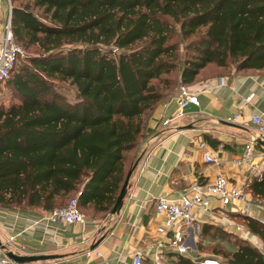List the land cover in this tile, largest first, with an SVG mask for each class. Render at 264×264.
Listing matches in <instances>:
<instances>
[{
  "label": "trees",
  "instance_id": "obj_1",
  "mask_svg": "<svg viewBox=\"0 0 264 264\" xmlns=\"http://www.w3.org/2000/svg\"><path fill=\"white\" fill-rule=\"evenodd\" d=\"M10 5L15 41L34 51L6 80L16 99L0 105V207L49 210L76 196L82 212H109L144 136L146 114L177 83L232 67L264 71V0ZM56 81L73 85L78 101L63 105L47 97ZM248 189L264 199V173ZM236 214L264 243V222ZM216 229L234 238L229 250L211 246L225 257L222 264H264L260 249L220 227L202 224L199 235ZM201 247L193 257L176 254L175 264L213 256Z\"/></svg>",
  "mask_w": 264,
  "mask_h": 264
},
{
  "label": "crops",
  "instance_id": "obj_2",
  "mask_svg": "<svg viewBox=\"0 0 264 264\" xmlns=\"http://www.w3.org/2000/svg\"><path fill=\"white\" fill-rule=\"evenodd\" d=\"M6 13L7 2L5 9L0 4V19ZM187 87L197 94L198 105H188L182 114H177L178 91H173L146 115L144 136L133 151L136 154L134 161L139 160L130 175L118 213L93 212L90 207L86 208L83 213L89 222L88 235L82 242L77 239L81 230L77 225H49L45 229L27 226L28 218H38L45 210L0 207V241L5 245L0 253L13 251L14 246H23V250L15 253L60 255L56 259L33 262L129 264L131 253L141 248L144 250V264H154L152 254L157 250L151 244L157 239L155 227L159 223L153 206L154 197H174L194 179L205 181L219 172L245 189L246 195L254 196L248 185L249 181L264 173V157L257 154L264 138L254 147L249 166L237 167L233 159L240 156L247 140L259 136L250 122V114L258 112L264 118V71H237L232 67L227 74L200 73ZM236 112L239 114L236 122L224 119ZM200 140L207 142L216 159L214 162L203 160ZM249 202L251 211L248 214L243 213L240 202L225 207L213 202L210 214L199 212V221L188 234L189 253L197 251L196 242L201 237L199 228L202 224L220 227L231 234L234 233L232 224L239 223L235 221L240 216L236 213L264 222V205ZM248 232L250 236L246 240L259 248L261 240ZM9 236L14 240L7 243ZM88 249L99 250L100 255L93 253L86 257L84 252ZM171 259H176L173 251L160 258L164 264H170Z\"/></svg>",
  "mask_w": 264,
  "mask_h": 264
},
{
  "label": "built area",
  "instance_id": "obj_3",
  "mask_svg": "<svg viewBox=\"0 0 264 264\" xmlns=\"http://www.w3.org/2000/svg\"><path fill=\"white\" fill-rule=\"evenodd\" d=\"M7 2V13L0 21V85H2L15 65L17 59H23L27 56L24 48L15 41L11 27V5L10 0ZM177 114H182L188 105H198L197 94L191 91L185 84L177 86ZM239 114L226 116L227 122H236ZM250 122L256 127L259 134L258 137L247 140L243 145L240 156L233 159V164L237 167L249 166L254 156V147L260 140L264 138V118L261 113L253 112L250 114ZM199 147L202 148V158L206 162H214L216 159L211 154L209 146L205 140L199 141ZM264 157V144L257 153ZM250 182V181H249ZM213 202L219 207L228 205H236L240 202L243 204L242 211L248 214L251 211V203L246 199V193L240 185L231 182L225 174L216 173L213 178L205 181L194 179L189 186L174 197L156 196L153 198L154 211L159 218V223L155 227L157 239L153 242L152 247L156 249V253L152 254L154 264H164L161 261L166 252L173 251L176 254L188 255L190 246L188 244L189 231L196 226L199 221V212L210 214ZM250 215V214H249ZM49 225H77L81 227L77 235L79 241L87 239V227L89 226L86 215L77 207L76 196L71 197L67 203L60 207H54L45 210L38 218H28L27 226L32 228L45 229ZM232 231L239 233L245 239L250 234L240 223L232 224ZM14 240L13 236H9L6 242ZM4 245V243H2ZM5 246V245H4ZM24 247L14 246L12 252L23 250ZM1 251V248H0ZM100 255V251L96 249H88L84 252L86 257L92 254ZM144 250L135 249L131 253L129 264H144ZM194 264H220L217 257L203 256L193 260ZM0 264H46L44 262H16L9 258L5 252L0 253ZM52 264H60L53 262Z\"/></svg>",
  "mask_w": 264,
  "mask_h": 264
},
{
  "label": "rangeland",
  "instance_id": "obj_4",
  "mask_svg": "<svg viewBox=\"0 0 264 264\" xmlns=\"http://www.w3.org/2000/svg\"><path fill=\"white\" fill-rule=\"evenodd\" d=\"M0 4H1V6L4 7V9L6 8V0H0ZM2 19L3 18H1L0 21H2ZM24 50L27 51L28 53H32V51H34V48H31V49L24 48ZM23 62H24V59H17L12 70L17 69L18 66ZM173 76H175V74H173ZM177 86H178V83L174 88H172V90L170 92L172 93L173 91H177ZM53 95L56 96L63 105H72L76 101H78V97L76 95L75 87L73 85H71L70 83H68L67 81L53 82L51 88L46 93V96L50 97ZM15 99H16V97L13 94L12 88L5 81L2 85H0V105L3 104L5 106H7L8 104H10ZM131 159L132 158H130L128 160H131ZM245 191L246 190L244 189L243 192H245ZM246 199L248 200V202L249 201L253 202V205H257V206L258 205H264V199H261L259 197H254L252 195L251 196L246 195ZM66 202H67V200L65 199L64 202L60 206L65 205ZM255 202H260L262 204H257ZM60 206H58V207H60ZM30 209H35V208H30ZM235 221L239 222L242 225L244 224L238 218ZM244 227H246V225ZM231 234L233 236H236V237L239 236V233H236V234L231 233ZM233 240H234V238H231L229 236H225V235L221 234L219 230L216 229V230H212L208 234V236H206V237L201 236L197 240L196 244H198L199 242L202 243L200 253L205 254V255H208V254H211L213 256L215 255V257H217L219 263L222 264L223 261H225V257L222 255V253L217 254V253L211 251V246L216 245V248H220L221 251L229 250L233 246ZM248 241L250 242V240H248ZM258 249H260V251L264 255V243L263 242H262V245L259 246ZM190 254L192 255V257L194 256L192 253H190ZM175 262H176V259L170 260V264H175Z\"/></svg>",
  "mask_w": 264,
  "mask_h": 264
},
{
  "label": "water",
  "instance_id": "obj_5",
  "mask_svg": "<svg viewBox=\"0 0 264 264\" xmlns=\"http://www.w3.org/2000/svg\"><path fill=\"white\" fill-rule=\"evenodd\" d=\"M138 160L139 159H136L132 163L131 167L127 170V172L124 176L123 182H122L120 189L118 191V194L116 195L114 203H113V205L109 211L110 214H116L119 212V210L122 206L123 198L126 194V189L128 186V181H129L130 175H131L133 169L135 168ZM0 248H5V246L1 243V241H0ZM5 254L9 258L13 259L14 261L22 262V263H28V262L39 261V260H41V261L51 260V259H56L60 256L58 254H17V253L10 251V250H7L5 252Z\"/></svg>",
  "mask_w": 264,
  "mask_h": 264
}]
</instances>
